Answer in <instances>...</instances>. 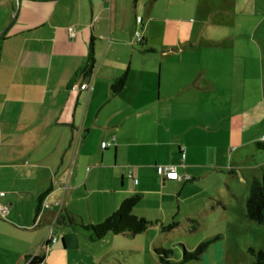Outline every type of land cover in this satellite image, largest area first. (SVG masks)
Wrapping results in <instances>:
<instances>
[{
	"label": "crops",
	"instance_id": "0c3cea01",
	"mask_svg": "<svg viewBox=\"0 0 264 264\" xmlns=\"http://www.w3.org/2000/svg\"><path fill=\"white\" fill-rule=\"evenodd\" d=\"M17 5L0 41V206L8 209L0 264H127L151 255L162 227H179L193 202L216 200L197 183L226 167L240 126L232 112L243 107L244 73L231 70L233 38L217 32L226 26L216 22L215 0H0V31ZM157 165L191 178L164 179ZM221 191L212 212L224 206ZM133 197V214L155 222L142 234L93 240L68 226L67 215L100 224ZM40 199L50 208L35 225ZM54 220L58 241L45 252Z\"/></svg>",
	"mask_w": 264,
	"mask_h": 264
},
{
	"label": "rangeland",
	"instance_id": "374dc122",
	"mask_svg": "<svg viewBox=\"0 0 264 264\" xmlns=\"http://www.w3.org/2000/svg\"><path fill=\"white\" fill-rule=\"evenodd\" d=\"M215 9L217 24L226 26L217 32L233 38L227 45L231 70L244 73L243 107L232 112L240 126L227 146L226 167L197 183L196 190L213 192L216 200L193 202L195 206L182 211L177 229L153 237L154 246L171 249L173 259L180 261L184 249L192 253L200 242L212 240L200 260L188 264H249L254 261L250 248L264 250V224L245 217L250 184L264 176V149L257 146L264 137V0H215ZM218 186L224 206L212 212L219 201ZM230 186L236 197L230 196ZM127 264H159V260L153 250L151 255H135Z\"/></svg>",
	"mask_w": 264,
	"mask_h": 264
},
{
	"label": "trees",
	"instance_id": "16d2710c",
	"mask_svg": "<svg viewBox=\"0 0 264 264\" xmlns=\"http://www.w3.org/2000/svg\"><path fill=\"white\" fill-rule=\"evenodd\" d=\"M4 39V38H3ZM2 39V40H3ZM95 66V60L91 57L83 74L88 76L93 71ZM126 75L116 80L112 86L114 93H119L126 83ZM257 146L264 149V141L258 142ZM42 199L39 200L38 209ZM138 203V198L133 197L125 200L119 210L113 215L108 217L105 221L97 225H85L78 221L76 217L67 215L68 226L71 228L79 227L90 233V237L93 240H100L107 234L113 233L116 235H130L137 236L146 232L150 227L155 225L145 218L136 217L133 214V210ZM245 217L248 221L257 223L259 225L264 224V176L262 178H254L250 184L248 198L246 200V212ZM196 222L195 219H190ZM178 227V223L172 222L171 224L162 227V233L171 232ZM217 239V238H215ZM212 243V240L200 243L192 253H188L184 249L183 256L180 261L173 259V251L171 249H165L163 247H155L154 253L156 254L159 264H188L191 261H198ZM254 261L251 264H264V250L249 249Z\"/></svg>",
	"mask_w": 264,
	"mask_h": 264
},
{
	"label": "built area",
	"instance_id": "2783aa9c",
	"mask_svg": "<svg viewBox=\"0 0 264 264\" xmlns=\"http://www.w3.org/2000/svg\"><path fill=\"white\" fill-rule=\"evenodd\" d=\"M108 3H111V0H105ZM137 23L138 24H142L143 23V19L141 17L137 18ZM70 34L71 36H74V31L71 29L70 30ZM143 40V36H142V31L138 30L135 34V41H137V43H141ZM81 88L83 90L86 91H90L91 90V85L90 83H85V85H82ZM76 87H73V90H76ZM263 141H264V137H263ZM111 144L108 142H103L102 143V149H106L110 146ZM185 155H182V160H184ZM157 169V174L164 178V179H171V180H177V181H182V180H190V176L185 175V176H181L178 174L177 172V166L174 165H157L156 167ZM137 183V181H136ZM60 204V203H59ZM61 205V204H60ZM50 208V205L43 200L40 204V207L37 211V217H36V223L35 225H38L42 219L43 214L46 212L47 209ZM8 209L4 206H0V218H4L7 214ZM56 224V220H54L50 225H49V230H48V234L47 237L42 245V249L45 252H48L52 249V247L57 243L58 241V237L54 232V227ZM28 264H43L40 261H37L36 257H33L30 259V261L28 262Z\"/></svg>",
	"mask_w": 264,
	"mask_h": 264
},
{
	"label": "water",
	"instance_id": "95a60500",
	"mask_svg": "<svg viewBox=\"0 0 264 264\" xmlns=\"http://www.w3.org/2000/svg\"><path fill=\"white\" fill-rule=\"evenodd\" d=\"M18 5L17 7H13V18L11 22L0 32V41L8 34L10 28L13 26V24L16 22L18 17Z\"/></svg>",
	"mask_w": 264,
	"mask_h": 264
}]
</instances>
